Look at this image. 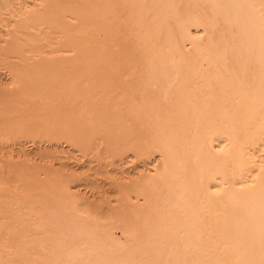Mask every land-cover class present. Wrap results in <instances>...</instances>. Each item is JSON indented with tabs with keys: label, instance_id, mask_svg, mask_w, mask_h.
<instances>
[{
	"label": "bare ground",
	"instance_id": "obj_1",
	"mask_svg": "<svg viewBox=\"0 0 264 264\" xmlns=\"http://www.w3.org/2000/svg\"><path fill=\"white\" fill-rule=\"evenodd\" d=\"M0 264H264V0H0Z\"/></svg>",
	"mask_w": 264,
	"mask_h": 264
}]
</instances>
